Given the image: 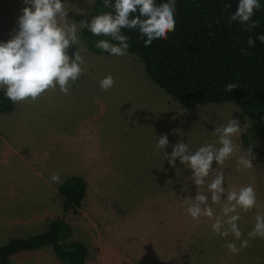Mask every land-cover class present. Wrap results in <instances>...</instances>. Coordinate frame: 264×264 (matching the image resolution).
Listing matches in <instances>:
<instances>
[{"label": "rangeland", "instance_id": "obj_1", "mask_svg": "<svg viewBox=\"0 0 264 264\" xmlns=\"http://www.w3.org/2000/svg\"><path fill=\"white\" fill-rule=\"evenodd\" d=\"M62 2L79 37L68 54L74 57L81 49L85 72L67 95L57 85L35 101L13 103L12 112L0 113V245L47 232L61 218L73 229L70 240L87 246L86 264H264V238L248 236L256 215H264V154L253 153L251 169L237 164L249 149L244 138L252 150H264L254 122L231 103L182 108L128 52L95 55L80 38V23L89 19L96 0ZM26 6L24 0H0V42L16 34ZM109 74L115 84L104 91L99 81ZM232 118L247 128L233 137L236 153L212 167L224 172L225 188L252 185L256 191L257 206L238 209L241 240H249L238 253L225 244L239 248L241 240L217 235L212 219L187 213L184 201L197 194L192 170L179 158L173 166L164 154L171 155L179 141L191 152L205 144L220 147L215 128ZM165 134L169 146L158 150V137ZM54 173L60 183L51 181ZM74 176L86 181V198L77 213L66 214L58 185ZM213 178L207 177L200 191L220 216L226 196L212 204L207 184ZM12 263L64 264L51 247L20 253Z\"/></svg>", "mask_w": 264, "mask_h": 264}, {"label": "clouds", "instance_id": "obj_2", "mask_svg": "<svg viewBox=\"0 0 264 264\" xmlns=\"http://www.w3.org/2000/svg\"><path fill=\"white\" fill-rule=\"evenodd\" d=\"M26 6L18 19V30L7 42H0V89L13 103L31 99L35 101L47 90L55 89L57 85L65 95L70 92V85L84 74L86 60L81 55V49L74 57L68 54L72 45H77V24L68 19V9L62 0H24ZM105 7L114 8L113 12H104L94 16L91 22L80 24L87 27L96 36L104 35L111 38L96 42L97 49L114 56L126 55L129 49L128 37L123 35V28L138 29L142 37H146L145 44L150 45L154 40L166 38L175 29L176 0H167L160 5L155 0H104ZM225 8H230L227 4ZM261 7L260 0H239L237 10L230 16L229 22L239 21L246 25L245 30L258 27L252 20L255 10ZM138 15L133 16V14ZM259 40L264 43V35ZM255 46V39L248 40V47ZM115 84L114 77L107 75L99 81L102 90L108 91ZM238 85L229 83L226 91L231 92ZM243 129L238 120L230 119L226 124L215 128V135L219 137L220 147L205 144L195 152H191L183 141L173 145L171 155L164 154L168 161L175 166L177 158L180 163L192 170L191 180L197 187V194L192 199H186L187 213L193 218L201 216L213 220V231L222 237L230 234L235 240H241L242 233L238 226L241 219L238 209L247 212L257 206L256 191L252 185L242 186L238 190L225 188V177L222 170L213 169L215 161L218 166L237 151L233 142L234 136H239ZM169 146L167 134L158 137L156 148L163 150ZM252 148L237 158L238 166L251 169L255 159ZM210 175L214 178L207 184L211 194L212 204H220L222 196H226L220 216L213 212L209 204V196L200 191L201 186ZM51 181L60 183L59 173L51 176ZM250 239L257 236L264 238V215L257 214L255 225L248 233ZM249 240H241L238 248L234 242H228L225 247L232 253H238L248 246Z\"/></svg>", "mask_w": 264, "mask_h": 264}, {"label": "trees", "instance_id": "obj_3", "mask_svg": "<svg viewBox=\"0 0 264 264\" xmlns=\"http://www.w3.org/2000/svg\"><path fill=\"white\" fill-rule=\"evenodd\" d=\"M166 2L155 0L157 6ZM238 3L239 0H176L174 31L150 45L145 44L147 38L138 29L123 28L121 32L129 38L128 53L140 60L151 82L182 108L231 103L254 122L264 137V43L258 38L264 35V0H260L261 7L252 17L258 27L247 31L239 21L229 22ZM227 4L231 7L225 8ZM104 12L114 14V8L105 7L104 0H96L87 22ZM250 37L255 39L254 47H248ZM80 38L95 55H111L97 49V41L116 43L108 36L93 35L84 26ZM229 83L238 87L226 91ZM13 109V102L0 90V113ZM243 142L245 150L250 148L245 138ZM252 151L264 154V150ZM58 187L64 213H77L86 198L88 185L84 178H68ZM72 231L60 218L51 223L47 232L10 239L0 245V264H13L14 256L43 247H51L64 264H86L89 250L84 243L70 240Z\"/></svg>", "mask_w": 264, "mask_h": 264}]
</instances>
